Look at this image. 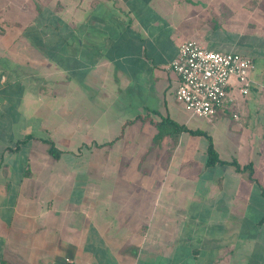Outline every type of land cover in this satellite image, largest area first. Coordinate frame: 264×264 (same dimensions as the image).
<instances>
[{"label": "crops", "instance_id": "1", "mask_svg": "<svg viewBox=\"0 0 264 264\" xmlns=\"http://www.w3.org/2000/svg\"><path fill=\"white\" fill-rule=\"evenodd\" d=\"M247 1L0 0V264H264V68L204 118L170 66Z\"/></svg>", "mask_w": 264, "mask_h": 264}, {"label": "built area", "instance_id": "2", "mask_svg": "<svg viewBox=\"0 0 264 264\" xmlns=\"http://www.w3.org/2000/svg\"><path fill=\"white\" fill-rule=\"evenodd\" d=\"M170 66L178 75L175 99L192 115L204 118L232 107L237 96L250 92L253 83L252 58L236 51L207 49L194 39L179 45Z\"/></svg>", "mask_w": 264, "mask_h": 264}, {"label": "rangeland", "instance_id": "3", "mask_svg": "<svg viewBox=\"0 0 264 264\" xmlns=\"http://www.w3.org/2000/svg\"><path fill=\"white\" fill-rule=\"evenodd\" d=\"M243 3L242 5H234L236 8L231 7L233 10H230L229 13L238 16L234 18L235 20L230 21L227 18L228 16H225L222 21L232 22V26L228 29L231 31V38L226 39L229 41L228 43L234 44L235 41L241 39V36H244L241 43H245L250 47V50H248L250 52L246 55L252 58L254 62L253 72H257L264 68V0H257L255 6L249 0L246 7L243 6ZM260 8L262 11L258 10ZM0 29H4L3 25L0 26Z\"/></svg>", "mask_w": 264, "mask_h": 264}, {"label": "trees", "instance_id": "4", "mask_svg": "<svg viewBox=\"0 0 264 264\" xmlns=\"http://www.w3.org/2000/svg\"><path fill=\"white\" fill-rule=\"evenodd\" d=\"M240 54H242V53H240ZM242 55L245 56V54H242ZM158 127L161 130L163 128L173 127L174 133H178L181 129H183L182 126H179V125L175 124L174 122L170 121L169 119H163L161 121V123L158 124ZM191 132H193L195 134H203V135H205L208 138L209 142H208V146H207V162H206L208 165H211V164H214V163H227V161L221 160L218 157V154H217L216 150L214 149V147H213V145L211 143L210 137L206 133H204V132H202L200 130H195V131H191ZM43 141L48 145V152L53 157H57L59 155V151L56 148V146L53 143V141L48 139V138L44 139ZM228 163L234 165L237 170H241L242 169L240 167L239 163L235 159H233L231 161H228Z\"/></svg>", "mask_w": 264, "mask_h": 264}]
</instances>
